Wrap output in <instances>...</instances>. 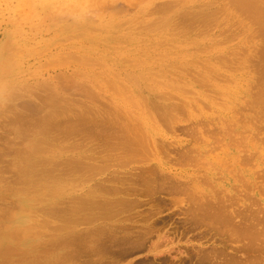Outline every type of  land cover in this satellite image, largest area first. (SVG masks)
<instances>
[{"label": "rangeland", "instance_id": "obj_1", "mask_svg": "<svg viewBox=\"0 0 264 264\" xmlns=\"http://www.w3.org/2000/svg\"><path fill=\"white\" fill-rule=\"evenodd\" d=\"M263 86L264 0H0V264H264Z\"/></svg>", "mask_w": 264, "mask_h": 264}, {"label": "bare ground", "instance_id": "obj_2", "mask_svg": "<svg viewBox=\"0 0 264 264\" xmlns=\"http://www.w3.org/2000/svg\"><path fill=\"white\" fill-rule=\"evenodd\" d=\"M244 3H245V2H244ZM242 4H243V3H242ZM243 6H245V5L243 4ZM241 7H242V6H241ZM244 8H245V7H244ZM242 9H243V7H242ZM247 9H248V8H247ZM263 87H264V86H263ZM263 91H264V90H263ZM262 94H263V93H261L260 95H262ZM257 97H258V96H257ZM259 97H260V96H259ZM262 97H263V96H262ZM261 99H262V98H261ZM42 125H43V124H42ZM42 125H41V126H42ZM42 127H43V126H42ZM36 128H37V127H36ZM31 153H32V152H31ZM23 162H26V161H23ZM27 162H29V161H27ZM22 165H24V163H23ZM27 166H28V165H27ZM27 166H26V167H27ZM29 166H30V165H29ZM22 167H23V166H21V168H22ZM27 168H28V167H27ZM31 168H32V167H31ZM19 169H20V167H19ZM25 169H26V168H24V170H25ZM19 171H22V170H19ZM28 172H29V171H28ZM20 174H21V172H20ZM26 174H27V173H26ZM28 174H29V173H28ZM28 174H27V175H28ZM28 177H29V175H28ZM26 180H28V179H26ZM154 180H155V179H154ZM30 181H31V179H30ZM154 182H155V181H154ZM154 182H153V183H154ZM172 182H173V181H172ZM146 183H147V182H146ZM148 183H149V181H148ZM151 183H152V180H151ZM154 184H155V183H154ZM159 184H160V183H159ZM160 185H161V184H160ZM148 186H149V184H147V187H148ZM157 186H158V185H157ZM157 186H156V187H157ZM185 186H186V185H185ZM164 187H165V186H164ZM150 188H151V187H150ZM157 188H160V187H157ZM162 188H163V187H162ZM162 188H161V189H162ZM176 188H177V187H176ZM163 189H164V188H163ZM172 189H173V188H172ZM182 189H183V188H182ZM158 190H159V189H158ZM161 191H163V190H161ZM22 192H23V191H22ZM117 192H118V191H117ZM117 192H116V193H117ZM119 192H120V191H119ZM28 193H29V192H28ZM116 193H115V194H116ZM16 195H18V194H16ZM24 195H25V194H24ZM22 196H23V195H22ZM17 198H18V197H17ZM32 200H33V199H32ZM32 200H31V201H32ZM24 201H25V200H24ZM85 201H87V200H85ZM85 201H84V203H85ZM22 202H23V201H22ZM32 202H33V201H32ZM29 203H30V201H29ZM92 203H93V202H92ZM100 203H103V202H100ZM123 203H124V202H123ZM25 204H26V203H25ZM86 204H87V203H86ZM104 204H106V202H105ZM107 204H108V203H107ZM125 204H126V203H125ZM225 204H226V203H225ZM225 204H224V205H225ZM112 205H114V204L111 203L110 206L112 207ZM212 205H214V204H212ZM212 205H208V206L201 205V206L198 208V210H199V209H200V210L197 211V212H199V213L201 212V213L206 214V213L209 212L208 210L210 209V212H211V213L209 212L210 214L207 215V219H208V217H209L210 220H212L211 218H212L213 214H214V216L216 215L215 212H217L218 215L221 213V215H219V216L217 217L219 220H220L219 217H221L223 214H224V216H225L226 213H224V212L226 211V206H222V207H221V206L219 205V208H221L220 210H222V208L225 207V211H224V209H223L224 212L222 213V211H221V212L219 213V212H218V209H219V208H218V207L215 208V207L212 206ZM221 205H222V204H221ZM104 206H105V205H104ZM202 206H203V207H202ZM256 206H257V205H256ZM21 207H22V206H21ZM27 207H28V206H27ZM85 207H86V206H85ZM99 207H100V206H99ZM102 207H103V206H102ZM113 207H117V206H113ZM118 207H119V206H118ZM120 207H121V206H120ZM123 207H124V206H123ZM123 207H122V208H123ZM257 207H258V206H257ZM23 208H24V207H23ZM91 208H92V207H91ZM109 208H110V207H109ZM21 209H22V208H21ZM26 209H27V208H26ZM26 209H24L23 211H25ZM120 209H121V208H120ZM205 209H206V210L208 209V210L206 211ZM86 210H87V209H86ZM89 210H92V209H89ZM95 210H96V209H95ZM112 210H113V209H112ZM115 210L117 211V209H115ZM214 210H216V211L214 212ZM220 210H219V211H220ZM21 211H22V210H21ZM26 211H27V210H26ZM100 211H101V210H100ZM109 211H110V210H109ZM109 211H108V212H109ZM113 211H114V210H113ZM116 211H115V212H116ZM120 211H122V210H120ZM193 211H194V210H193ZM203 211H204V212H203ZM111 212H112V211H111ZM115 212H113V213H115ZM118 212H119V210H118ZM263 212H264V211H263ZM194 213H195V212H194ZM90 214H91V213H90ZM94 214H95V213H94ZM107 214H109V213H107ZM110 214H111V213H110ZM119 214H120V213H119ZM8 215H9V214H8ZM14 215H15V214H14ZM28 215H29V214H28ZM28 215H27V217L29 218ZM91 215H92V214H91ZM91 215H90V217H91ZM95 215H96V214H95ZM101 215H102V214H101ZM111 215H112V214H111ZM227 215H228V213H227ZM242 215H244V214H242ZM252 215H253V214H252ZM258 215H259V214H258ZM19 216H22V215H19ZM23 216H24V215H23ZM39 216H40V215H39ZM82 216H83V215H82ZM93 216H94V215H93ZM199 216H200V214H199ZM203 216H205V215H203ZM216 216H217V215H216ZM224 216H223V219L227 217V216H226V217H224ZM6 217H7V216H6ZM15 217L17 218V214H16ZM15 217H14V219H15ZM24 217H25V216H24ZM27 217H26V219H27ZM87 217H88V216H87ZM95 217H96V216H95ZM100 217H102V216H100ZM103 217H104V216H103ZM108 217H109V215H108ZM197 217H198V216H197ZM228 217L230 218V216H228ZM228 217H227V218H228ZM254 217H255V216H254ZM257 217L259 218V216H257ZM10 218H11V217H10ZM18 218H19V217H18ZM37 218H38V217H37ZM37 218H36V219H37ZM45 218H46V217H45ZM81 218H82V217H81ZM83 218H84V217H83ZM93 218H94V217H93ZM98 218H99V216H98ZM105 218H106V216H105ZM194 218H195V217H194ZM200 218H202V217H200ZM204 218H205V217H204ZM213 218H214V217H213ZM217 218L215 217V218H214L215 220L213 219L212 222H213V221L215 222L216 220H218ZM235 218H236V217H235ZM237 218H238V217H237ZM252 218H253V216H252ZM258 218H257V219H258ZM11 219H12V218H11ZM11 219H9V220H11ZM38 219H39V218H38ZM100 219H102V218H100ZM100 219H98V220H100ZM109 219H110V217H109ZM221 219H222V218H221ZM231 219H232V218H231ZM15 220H17V219H15ZM19 220H23V218L20 217ZM93 220H96V219H93ZM198 220H199V219H198ZM201 220H202V219H201ZM201 220H199V221H201ZM205 220H206V219H205ZM219 220H218V221H219ZM224 220H225V221H224ZM224 220H222L223 222H221V220L219 221V222H221V225H222V226H223L224 224H226V223L230 225L229 222L231 221V222L233 223L234 218H233V221H232V220H227V219H224ZM260 220H261V219H260ZM24 221H25V219H24ZM27 221H28V220H27ZM34 221H35V220H34ZM42 221H43V220H42ZM44 221H45V220H44ZM218 221H216V222H218ZM257 221H258V220H257ZM10 222H11V221H10ZM13 222L17 223L16 221H13ZM18 222H19V221H18ZM38 222H39V221H38ZM67 222H68V221H67ZM67 222H66V223H67ZM84 222H85V219H84ZM91 222H92V221H91ZM202 222L204 223V221H202ZM202 222H201V224H202ZM237 222H239V221H237ZM242 222H243V221H242ZM242 222H241V223H242ZM261 222H262V221H261ZM21 223H22V224H25V223H23V222H19L18 224L20 225ZM68 223H69V222H68ZM81 223H83V222H81ZM85 223H87V222H85ZM198 223H199V222H197V224H198ZM205 223H206V222H205ZM232 223H231L230 226H228L229 228H231ZM234 223H235V222H234ZM11 224H12V223H11ZM22 224H21L20 227H19V225L16 226V227H18V230L16 231L17 234H15V235H16L15 237H18V238H20V239H22V240H25V239L27 240L28 237L30 236V233H33V230H35V229H33V228H34V226H36V224L33 223L34 226H33V225H31V226H29V225H28V226H25V227H24L25 229H23ZM71 224H72V223H71ZM75 224H76V223H75ZM227 224L224 225V226H227ZM235 224H236V223H235ZM235 224H233L232 227H235V226H236L237 228L233 230V232H234L233 234H235V233L237 232V229H240V226H241V225H238V226H237V224H236V225H235ZM39 225H40V224H39ZM64 225H65V224H64ZM64 225H63V226H64ZM66 225H67V224H66ZM77 225H78V224H77ZM79 225H81V224H79ZM213 225H214V224H213ZM254 225H255V224H254ZM258 225H259V224H258ZM63 226H62V227H63ZM246 226H247V225H246ZM246 226L243 225V226H241V228L244 227V229H245ZM260 226H261V225H260ZM21 227H22V229H21ZM27 227H28V228H27ZM67 227H68V226H67ZM261 227H262V226H261ZM12 228H13V227H12ZM12 228H9V229L11 230ZM40 228H41V227H40ZM70 228H71V230H72V227H70ZM246 228L248 229V226H247ZM249 228H250V229H249L248 231L251 230V232H249V233H247V232H246V233H242V235H244L245 237H246L247 235H248L249 237H251V234L254 233V232L252 231V228H253V227L251 228V226H250ZM254 228H255V227H254ZM257 228H258V226H257ZM257 228H256V229H257ZM16 229H17V228H16ZM230 230H231V229H230ZM242 230H243V229H242ZM11 231H12V230H11ZM69 231H70V230H69ZM258 231H259V230H258ZM258 231L256 230L257 234H260V233H261L260 231H262V232H263L262 234H264V231H263V230H260V231H259L260 233H259ZM6 232H7V231H6ZM8 232H9V235H11V232H10V231H8ZM74 232H75V231H74ZM228 232H229V231H228ZM6 234H7V233H6ZM233 234H232V235H233ZM254 234H255V233H254ZM254 234H253V235H254ZM228 235H229V234H228ZM240 235H241V234L239 233V235L237 236V237H239V240H240V238L242 237V236L240 237ZM255 235H256V234H255ZM12 236H13V235H12ZM7 237H8V235H7ZM7 237H6V238H7ZM233 237H236V236L233 235ZM29 238H30V237H29ZM66 238H67V237H66ZM243 238H244V237H243ZM246 238H247V237H246ZM246 238H245V239H246ZM20 239H19V240H20ZM258 239H259V238H258ZM258 239H256V240H255V239H251V240H253V241L255 240L254 242H256ZM15 240H16V239H15ZM67 240H68V239H67ZM67 240H64V241H67ZM261 241H262V239L260 240V242H261ZM248 242H249L250 244L248 243V244H246V245H249V246L251 247V244H252L251 242H252V241H248ZM260 242L258 241L259 244H260ZM262 242H263V241H262ZM25 243H26V242H25ZM31 244H32V243H31ZM31 244H30V245H31ZM253 244H255V243H253ZM22 245H23V244H22ZM262 245H263V244H261V246H260V245H257V243H256V247H255V248H257V246H260V247L262 248V250H263V249H264V245H263V246H262ZM243 246H244V245H243ZM29 247L31 248V246H29ZM247 247H248V246H247ZM252 248H253V247H252ZM28 249H29V248H28ZM244 249H246V248H244ZM250 249H251V248H250ZM258 249H259V248H258ZM241 250H242V249H241ZM251 250H252V249H251ZM253 250H254V248H253ZM253 250H252V251H253ZM258 251H259V250H258ZM240 252H241V251H240ZM243 252H244V251H243ZM246 253H248V252H246ZM249 253H251V252H249ZM252 253L255 254L254 252H252ZM252 253H251V254H252ZM261 253H263V255H262ZM176 254H177L176 256H173V259L179 261V258H178V257L181 256V253H179V252L177 251ZM216 254H218V253H216ZM253 254H252V256H253ZM260 254H261L262 257L264 256V252H263V251L261 252V250H260ZM256 255H257V253H256ZM222 256H224V255H222ZM252 256L250 255L251 258L254 257V256H253V257H252ZM212 257H213V256H212ZM258 257H260V256L257 255L256 259H258ZM209 258H211V257H209ZM214 258H215V257H214ZM245 258H246V256H245ZM245 258H243V259H245ZM211 259H212V258H211ZM217 259H218V258H217ZM217 259H216V260H217ZM219 259H220V258H219ZM219 259H218V260H219ZM240 259H242V257H241ZM243 259H242V260H243ZM247 259L249 260L248 256H247ZM260 259H261L260 261L262 262V258H260ZM220 260H221V259H220ZM232 260H233V261H229V262L226 263V264H239V263L235 262L236 260H239V258H238V259H237V258H235V259L232 258ZM242 260H241V261H242ZM245 260H246V259H245ZM245 260H244V261H245ZM248 260H246V263H242V262L240 261V264H250L251 262H249L250 260H249V261H248ZM258 260H259V259H258ZM258 260H257V261L255 260L254 262H255V263H256V262H259ZM209 261H210V260H209ZM220 262H221V261H220ZM220 262H217V261H216L215 264H216V263H217V264H221L223 261H222L221 263H220ZM230 262H231V263H230ZM238 262H239V261H238ZM211 263H212V262H211ZM223 263L225 264V261H224ZM253 264H254V263H253Z\"/></svg>", "mask_w": 264, "mask_h": 264}]
</instances>
